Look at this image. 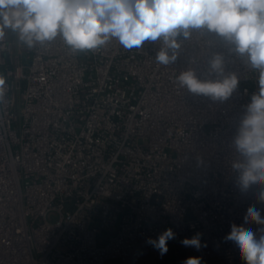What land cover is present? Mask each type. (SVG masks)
I'll use <instances>...</instances> for the list:
<instances>
[{
    "label": "built area",
    "instance_id": "2783aa9c",
    "mask_svg": "<svg viewBox=\"0 0 264 264\" xmlns=\"http://www.w3.org/2000/svg\"><path fill=\"white\" fill-rule=\"evenodd\" d=\"M181 44L163 65L160 41L73 52L59 35L28 47L4 29L0 264H245L224 238L233 223L259 227L244 224L249 206L264 217L260 186L241 191L233 167L246 162L234 139L259 72L211 33ZM216 53L239 80L228 99L179 85L189 67L216 79ZM169 228L161 256L147 241ZM198 234L199 250L182 245Z\"/></svg>",
    "mask_w": 264,
    "mask_h": 264
},
{
    "label": "clouds",
    "instance_id": "9594fccd",
    "mask_svg": "<svg viewBox=\"0 0 264 264\" xmlns=\"http://www.w3.org/2000/svg\"><path fill=\"white\" fill-rule=\"evenodd\" d=\"M5 28L18 32L28 47L59 35L73 52L98 48L113 38L125 49L160 41L156 61L163 65L177 60L181 38L189 39L193 32L219 38L229 53L245 57L259 72V92L246 106L234 139L246 162L233 167L239 171L241 191L260 186L258 199L264 203V0H0V39ZM209 73L217 78L202 80L189 67L177 80L191 93L214 101L228 99L237 89L238 77L235 73L225 75L222 54H213ZM3 95L0 79V101ZM250 223L259 227L253 231L233 223L224 239L235 243L245 264H264V217L255 206H249L244 217V224ZM174 238L169 228L147 243L163 256L168 241ZM181 243L197 250L202 247L199 234ZM183 264H201V258L188 257Z\"/></svg>",
    "mask_w": 264,
    "mask_h": 264
},
{
    "label": "rangeland",
    "instance_id": "374dc122",
    "mask_svg": "<svg viewBox=\"0 0 264 264\" xmlns=\"http://www.w3.org/2000/svg\"><path fill=\"white\" fill-rule=\"evenodd\" d=\"M10 33H11V39L13 41H16L17 39V32L13 31L10 29ZM59 218V214L56 211H51L48 214V219L52 222L56 221ZM170 250V247L168 246V252Z\"/></svg>",
    "mask_w": 264,
    "mask_h": 264
}]
</instances>
